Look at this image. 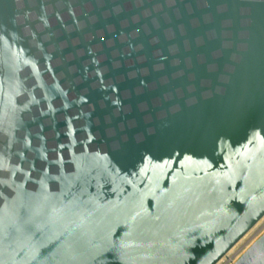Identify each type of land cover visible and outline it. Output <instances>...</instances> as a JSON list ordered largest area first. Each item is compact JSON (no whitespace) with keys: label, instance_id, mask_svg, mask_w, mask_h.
<instances>
[{"label":"water","instance_id":"95a60500","mask_svg":"<svg viewBox=\"0 0 264 264\" xmlns=\"http://www.w3.org/2000/svg\"><path fill=\"white\" fill-rule=\"evenodd\" d=\"M263 218L264 0H0V264H218Z\"/></svg>","mask_w":264,"mask_h":264},{"label":"rangeland","instance_id":"374dc122","mask_svg":"<svg viewBox=\"0 0 264 264\" xmlns=\"http://www.w3.org/2000/svg\"><path fill=\"white\" fill-rule=\"evenodd\" d=\"M253 229L247 234L248 236H245V241H240V244L233 249V251L226 258L225 262L222 264H232V261H236L258 238L264 234V219L261 220V222H259V224H257Z\"/></svg>","mask_w":264,"mask_h":264},{"label":"bare ground","instance_id":"6f19581e","mask_svg":"<svg viewBox=\"0 0 264 264\" xmlns=\"http://www.w3.org/2000/svg\"><path fill=\"white\" fill-rule=\"evenodd\" d=\"M263 219H264V218H263ZM263 219H262V220H263ZM260 222H261V221H260ZM258 224H259V223H258ZM253 230H254V229H253ZM258 231H259V230H258ZM249 233H250V232H249ZM246 236H248V235H246ZM244 238H246V237H244ZM244 238L241 240V242H244V241H245ZM249 238H250V237H249ZM251 238H252V237H251ZM243 240H244V241H243ZM247 242H248V241H247ZM239 244H240V242H239L236 246H238ZM236 246H235V247H236ZM235 247H234V248H235ZM234 248H233V249H234ZM233 249L228 253L227 256H229V254L233 251ZM227 256L224 257V258H223L218 264H222V263H224L225 260H226V258H227ZM232 262H235V261H232Z\"/></svg>","mask_w":264,"mask_h":264}]
</instances>
